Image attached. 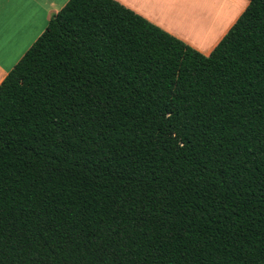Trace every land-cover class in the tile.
<instances>
[{"label": "trees", "instance_id": "obj_1", "mask_svg": "<svg viewBox=\"0 0 264 264\" xmlns=\"http://www.w3.org/2000/svg\"><path fill=\"white\" fill-rule=\"evenodd\" d=\"M209 55L70 0L0 84V264H264V0Z\"/></svg>", "mask_w": 264, "mask_h": 264}, {"label": "crops", "instance_id": "obj_2", "mask_svg": "<svg viewBox=\"0 0 264 264\" xmlns=\"http://www.w3.org/2000/svg\"><path fill=\"white\" fill-rule=\"evenodd\" d=\"M69 1L4 0L0 5V84L42 35L52 16ZM115 1L205 56L248 5L247 0H220V3H229L232 12L238 8L235 3H243V6L235 16L227 17L229 7L223 16L219 15L227 25L219 34L218 17L212 16L210 3H199L201 0Z\"/></svg>", "mask_w": 264, "mask_h": 264}, {"label": "rangeland", "instance_id": "obj_3", "mask_svg": "<svg viewBox=\"0 0 264 264\" xmlns=\"http://www.w3.org/2000/svg\"><path fill=\"white\" fill-rule=\"evenodd\" d=\"M229 1L230 0H227V2H229ZM213 2H215V3H213ZM199 3H210V6L212 8V11H211L212 16L214 17V15H216V17H218V21L220 22L218 24L219 28H220L219 34L221 32V29L223 30L225 28V26H227L225 23L226 21L224 22L223 17L220 19L221 15L223 16V13L226 11V8L229 7V8H227V9H229L227 17H231V16H235L237 14V12H239L241 10V7L243 6V3H235V4H237L238 8H236V11L232 12L233 10L230 8V4L229 3H220V0L219 1L218 0H201V2H199ZM219 15H220V17H219ZM224 15H226V14H224ZM219 34H218V36H219Z\"/></svg>", "mask_w": 264, "mask_h": 264}, {"label": "snow or ice", "instance_id": "obj_4", "mask_svg": "<svg viewBox=\"0 0 264 264\" xmlns=\"http://www.w3.org/2000/svg\"><path fill=\"white\" fill-rule=\"evenodd\" d=\"M4 3V0H0V5ZM0 20H2V16H0Z\"/></svg>", "mask_w": 264, "mask_h": 264}]
</instances>
